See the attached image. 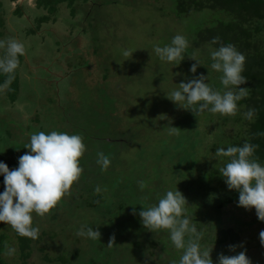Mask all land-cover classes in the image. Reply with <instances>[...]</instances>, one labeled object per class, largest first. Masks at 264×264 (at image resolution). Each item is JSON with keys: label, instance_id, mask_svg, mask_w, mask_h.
Masks as SVG:
<instances>
[{"label": "rangeland", "instance_id": "1", "mask_svg": "<svg viewBox=\"0 0 264 264\" xmlns=\"http://www.w3.org/2000/svg\"><path fill=\"white\" fill-rule=\"evenodd\" d=\"M36 1L0 0L4 4L1 15L6 22L0 32V41L5 42L0 47V58L6 55L10 39L25 46L16 102L10 103L7 86L0 89V162L13 165L11 169L18 167L19 157L30 151L24 146L30 142L31 134L59 131L83 137L86 152L80 163L84 171L70 194L50 214L44 217L33 214L34 226L40 232L27 261L21 256L15 231L1 224L0 232L8 237V247L16 249L13 256L4 254L8 264H59L50 263L45 257L60 255L67 256L69 264H73L86 258L98 259V251L109 247L112 224L105 223V218L112 207H118L116 201L124 205L131 201L140 211L143 206L139 204H144L146 197L157 200L164 195L162 189L153 195L156 187H160L154 181L156 172L150 162L147 165L148 157L154 159L164 141H157L150 134L157 130L168 132L171 121L177 127L174 135H185L188 129L181 128L179 123L186 119L190 124L196 117L191 110L177 108L165 92L200 74L209 75L208 83L214 90L226 91L220 82L221 73L211 70L212 51L196 45L199 32L212 26L208 21L212 18L215 23L213 17L218 19L221 13L206 10L180 15L177 0H88L77 3L74 14L68 4H61L54 20L39 26L42 15L48 12L38 10ZM17 8L22 10L21 15H17ZM177 34L186 37L189 47L185 59L173 67L162 62L153 49L170 44ZM125 50L134 53L133 56L124 57ZM190 56L204 65L195 74L190 69L196 61ZM133 120L141 131L132 141L149 135L144 137L145 141L155 140L149 146L151 154L134 147L135 144L128 147L132 131L127 122ZM191 134L190 143H194L197 136ZM98 152L110 158L111 164L105 171L96 163ZM144 161L145 168L141 166ZM4 190L3 177L0 193ZM130 190L144 200L134 198ZM144 190L149 195L143 196ZM100 193H106L103 196L108 202L99 200ZM248 216L257 218L254 208L249 211L238 203L230 205L224 211L225 226L242 228L238 220ZM82 225L99 230L101 240L77 236ZM261 226L264 227L258 224L244 228L242 244L235 251L230 250L229 255L246 250L251 264H260L264 251L259 240ZM154 235L157 244L144 253V258L156 263L164 246L158 242L161 235ZM114 245L119 256L116 262L120 264L125 258L133 264V251L127 244Z\"/></svg>", "mask_w": 264, "mask_h": 264}, {"label": "trees", "instance_id": "2", "mask_svg": "<svg viewBox=\"0 0 264 264\" xmlns=\"http://www.w3.org/2000/svg\"><path fill=\"white\" fill-rule=\"evenodd\" d=\"M80 1L88 2V0H37V9L48 12L42 15L43 20L39 26L51 20L53 21L61 4H68L71 13L74 14L78 7L77 3ZM177 5L180 15L189 16L195 12L206 10L221 13L218 19L213 17L215 23L211 22L212 18L208 21V25L212 24V26L199 32L196 42L199 48L204 47L210 51L217 49L219 45H213L210 42L213 37L219 36L222 43L234 45L247 58L244 73L247 83L241 87L248 88V97L238 102L239 112L237 115L221 116L218 113L205 110L203 113H197L192 123H187L186 119L179 123L181 128L188 129V131H185V135H169L162 128L159 129L162 131L158 132L157 130V133L150 134L151 138L156 137L157 141L159 139L164 141V145L157 151L154 159L148 157L149 160H147V165L150 162V167L156 172V175H153L154 181H157V186L160 187L159 189L156 187L153 195L161 189L162 193L178 189L183 193L189 204L187 206L188 215L192 222L196 224L198 230L203 233L202 246L214 247L211 255L215 262L221 253L229 255L230 245H235L237 248L242 244L241 239L244 228L258 224L264 225V221L258 218L251 219L248 216L238 220V223L243 226L242 228L225 226L224 211L228 206L238 203L239 194L235 190L228 189L224 178L219 172V169L228 162L227 159L215 155L217 148L223 147L226 149L230 146H242L247 141L256 145L254 156L260 163L264 164V0H177ZM3 6V2H0V32L6 26L5 19L1 15ZM16 10L17 15L22 14L21 9L18 10L17 8ZM22 63L23 56H20L15 77L7 85V95L11 104H14L18 97ZM7 79L8 74L0 73V89L5 86ZM250 108L256 110L254 122L243 118V113ZM127 123L130 124L131 131L134 132L129 134L131 143L128 142V147L130 148L132 144H135L134 147H140L147 153L150 149L149 146L155 144V140H151L152 142L145 141L144 137L149 136L145 135L141 140L132 141L136 139L137 133L141 130L135 125L137 123L135 120ZM151 131L154 133V130ZM190 133H192L190 136H197L194 143H190ZM192 144L195 146H192ZM198 146L201 147L197 148ZM151 150L148 154H151ZM140 159L144 160V158ZM8 166L12 170L11 166L13 165L8 164ZM141 166L143 168L147 167L146 162L144 161ZM0 178L2 179L3 176H0ZM133 191L130 190V193L134 198L144 200L138 192L140 197ZM142 193L143 196L144 194L149 195L146 190ZM104 194L106 193H100L99 200L107 201L103 196ZM151 201L152 204H155L158 202V198L153 200L146 197L144 205H151ZM117 203L118 201H116L118 207H112L105 218V223L110 222L112 224L110 228L111 237L115 238V242L111 247L99 249L100 257L98 259L93 257L87 260L86 258V260L73 264H119L116 262V258L119 257L117 251H115L114 244L116 242H118V245L120 242L126 243V247L133 251V264H179L182 252L175 249L166 231L156 233L148 231L141 223V218L138 215L139 211L136 210L137 214L133 215V208L136 209V206L130 204L131 201L125 205L124 202ZM120 211L121 213H118ZM154 234L161 235L158 242H161L164 246L158 255L160 260L156 263L144 258V253L157 244ZM16 235L20 242L21 256L27 261L32 256V244L35 241L37 242L38 239L21 237L17 233ZM7 239L8 237L0 232V264H8L4 258L8 247ZM262 246L261 248H264V244ZM250 247L254 248L253 246ZM113 256L115 259L112 258ZM101 258L102 261H100ZM45 260L59 264H69L71 262L65 255H60L57 258L45 257ZM129 263L125 258H122L120 264ZM260 264H264V251L261 254Z\"/></svg>", "mask_w": 264, "mask_h": 264}, {"label": "clouds", "instance_id": "3", "mask_svg": "<svg viewBox=\"0 0 264 264\" xmlns=\"http://www.w3.org/2000/svg\"><path fill=\"white\" fill-rule=\"evenodd\" d=\"M4 43L0 41V47ZM210 43L219 45L211 52V70L221 73L220 82L226 91L214 90L208 83L209 75L200 74L165 92L166 98L177 108L191 110L195 115L208 110L221 116H235L239 112L238 102L248 97V88L241 87L247 83L244 75L247 58L234 45L222 43L219 36L213 37ZM188 47L186 37L177 34L170 44L163 47L157 45L153 51L162 62L177 67L185 59ZM24 54L25 46L21 42L15 39L7 41L6 55L0 58V73L8 74L5 86L14 79L19 57ZM133 54L127 50L123 52L124 57ZM191 58L196 61L190 69L195 74L203 63L195 57ZM255 116L254 108L243 113V118L250 122H254ZM167 128L169 135L176 134L177 127L172 126L171 121ZM24 147L30 151L19 157L18 167L10 170L6 163L0 162V176L4 177L5 186L0 193V223H6L21 237L35 240L40 230L34 226L33 214L40 217L50 214L70 194L84 171L80 162L86 145L78 134L40 131L31 134L30 142ZM255 150L256 145L245 141L242 146L217 148L215 155L228 161L219 172L228 189L238 192V206L249 211L254 208L257 218L264 221V164L255 158ZM97 157L96 163L101 170H107L111 164L109 156L98 152ZM140 187L144 188L143 182ZM96 191L99 192L100 188L97 187ZM141 205L143 208L138 215L142 225L153 233L167 232L175 249L182 252L179 264H251L246 250L235 255L221 253L213 261L211 254L214 247L202 246L203 233L188 215V201L179 189L168 190L155 204ZM136 214L133 208V215ZM76 235L93 241L101 240L99 230L84 225ZM259 240L264 244V227L259 231ZM114 242L113 237L108 246L111 247ZM229 248L235 251L236 246L230 245ZM15 252L14 247H7L5 254L13 256Z\"/></svg>", "mask_w": 264, "mask_h": 264}, {"label": "flooded vegetation", "instance_id": "4", "mask_svg": "<svg viewBox=\"0 0 264 264\" xmlns=\"http://www.w3.org/2000/svg\"><path fill=\"white\" fill-rule=\"evenodd\" d=\"M112 142V141H111Z\"/></svg>", "mask_w": 264, "mask_h": 264}]
</instances>
